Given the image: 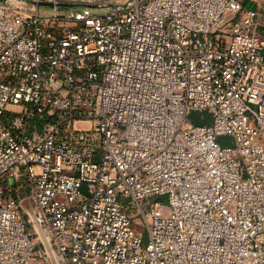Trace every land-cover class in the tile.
I'll list each match as a JSON object with an SVG mask.
<instances>
[{
    "label": "built area",
    "instance_id": "2783aa9c",
    "mask_svg": "<svg viewBox=\"0 0 264 264\" xmlns=\"http://www.w3.org/2000/svg\"><path fill=\"white\" fill-rule=\"evenodd\" d=\"M257 16L0 0V264H264Z\"/></svg>",
    "mask_w": 264,
    "mask_h": 264
},
{
    "label": "crops",
    "instance_id": "0c3cea01",
    "mask_svg": "<svg viewBox=\"0 0 264 264\" xmlns=\"http://www.w3.org/2000/svg\"><path fill=\"white\" fill-rule=\"evenodd\" d=\"M242 2L246 10L255 11L258 14V31L263 34L264 37V0H242ZM262 52L264 53V49Z\"/></svg>",
    "mask_w": 264,
    "mask_h": 264
},
{
    "label": "rangeland",
    "instance_id": "374dc122",
    "mask_svg": "<svg viewBox=\"0 0 264 264\" xmlns=\"http://www.w3.org/2000/svg\"><path fill=\"white\" fill-rule=\"evenodd\" d=\"M62 9L64 10H68V11H73V10H81L82 12H89V13H100L101 10L99 9H95V8H92V9H89L87 7H83V6H63L61 7ZM42 10H46V11H51L52 10V7H49V6H43L42 7ZM195 118V117H193ZM220 144L223 145V146H233V139L231 137H224L223 139H220ZM26 205L28 206L29 204V201L26 200L25 201Z\"/></svg>",
    "mask_w": 264,
    "mask_h": 264
},
{
    "label": "water",
    "instance_id": "95a60500",
    "mask_svg": "<svg viewBox=\"0 0 264 264\" xmlns=\"http://www.w3.org/2000/svg\"><path fill=\"white\" fill-rule=\"evenodd\" d=\"M41 6H49V7H53V5L52 4H49V3H42V4H40ZM67 6H71L72 7V5H65V7H67Z\"/></svg>",
    "mask_w": 264,
    "mask_h": 264
},
{
    "label": "trees",
    "instance_id": "16d2710c",
    "mask_svg": "<svg viewBox=\"0 0 264 264\" xmlns=\"http://www.w3.org/2000/svg\"><path fill=\"white\" fill-rule=\"evenodd\" d=\"M199 124H202V122H199ZM224 137H221L220 139H223ZM220 139H219V141H220ZM223 146V145H222Z\"/></svg>",
    "mask_w": 264,
    "mask_h": 264
}]
</instances>
